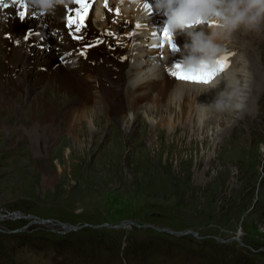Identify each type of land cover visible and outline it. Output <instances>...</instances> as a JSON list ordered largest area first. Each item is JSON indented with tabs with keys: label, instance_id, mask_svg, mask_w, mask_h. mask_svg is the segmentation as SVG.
Segmentation results:
<instances>
[{
	"label": "rangeland",
	"instance_id": "obj_1",
	"mask_svg": "<svg viewBox=\"0 0 264 264\" xmlns=\"http://www.w3.org/2000/svg\"><path fill=\"white\" fill-rule=\"evenodd\" d=\"M241 30L232 39L246 46L257 36L254 66L264 71V25ZM232 43L231 74L240 80L223 97L226 114L214 112L206 126L181 114L171 131L157 130V113L165 111L150 110L149 100L134 108V127L115 126L98 110L97 129L85 126L69 141L53 138L33 151L16 128L24 121L27 130L38 115L24 112V77L7 78L13 95L0 97V264H264V87L243 110L241 82L254 54ZM130 91L120 101L126 113ZM112 95L105 99L114 102Z\"/></svg>",
	"mask_w": 264,
	"mask_h": 264
},
{
	"label": "bare ground",
	"instance_id": "obj_2",
	"mask_svg": "<svg viewBox=\"0 0 264 264\" xmlns=\"http://www.w3.org/2000/svg\"><path fill=\"white\" fill-rule=\"evenodd\" d=\"M66 2L67 0H54V6L40 7V12H45V15L39 21L30 20L31 11L34 9L26 11L19 4L14 5L11 2H6L7 6L5 7H0V97L8 96L7 100L9 101L11 100L10 95H13L10 89L3 86L7 78L15 81L17 80L13 78L15 74L24 77V82H20L28 88L26 101L27 104H30L26 105L28 108L24 112L28 110V114L33 111L38 115V118L32 116L27 130L24 128L28 124L22 121V124L19 125L20 128H16V133L19 137H24L22 141H26L25 137L28 139L27 141L30 142L28 145L33 151L39 149L44 151L46 142L53 138L58 139V137L67 135L64 140L69 141L72 137H77L76 134L82 132L85 126L89 129L92 127L97 129L102 120L99 118L98 110L102 112L109 123L115 126L123 127L125 125L128 129L134 127L139 120L136 110L139 111V108H143L149 100H151L150 110L165 111L164 114L157 113L160 116V123L156 126L157 130L163 126L171 131L181 114H187L190 118L195 114L197 119H204L205 126L209 121L215 120L214 112L221 113L218 116L226 114L227 109L223 103V97L226 91L228 94L231 93L230 89L237 85L240 78L238 77V81H235L234 77L226 76L212 86H198L182 82L170 73L164 72L161 67L163 60L160 56H158L159 59L149 58V54L155 52L146 49L151 42L145 38L150 30V27H147L145 23L140 29L142 36L138 41L139 46L134 48V50H138L137 54L132 56L134 64L130 65L129 60L125 59L128 49L133 48V42H128V35L131 33L135 19L140 16L141 12L144 13L143 9H150V6L153 8L151 13L155 19L160 15L159 9L152 5L154 0L137 2L128 0L121 4L113 2L103 9L105 11L104 21L101 17L99 18V9H97L98 18H95L94 22L89 21L87 24H81L79 32L69 26V17H72L73 21V11H69L63 17L66 13ZM21 10L26 13L23 20L19 15ZM117 10L119 11L118 15ZM215 10L223 18L222 11ZM213 20L222 23V19L217 17H214ZM148 21L151 24L152 20L148 19ZM41 26H43L42 30ZM49 27L56 31L60 37H64L72 30L69 35L71 37L79 36L80 40L74 47H69L66 43H55L53 38L47 41ZM95 27L99 28L103 34L97 35ZM106 27L117 30L119 37L115 39L114 34H106L105 42L91 51L87 43L97 41L100 36L103 37ZM166 27L168 35L172 39H167L163 34L164 41L169 44V48L165 46V50L160 51L159 54H166L175 62L180 61L176 50L183 52V58H188L183 48L184 37L180 35V32L199 29L216 31L218 33L216 43L230 47L232 42H239L232 41L233 36L237 35L236 31H242L239 28L229 34L216 25L186 30L173 21L170 25L168 22ZM251 41L252 43L250 42L246 46L238 43L240 51L254 54L250 57V61L247 60L245 63L246 71L243 76L248 79H243L241 82L245 97L242 99V109L246 111L250 110L254 103L253 98L249 99V94H260L264 87V75L262 77L264 71L261 72L254 66L258 57L261 56V47L258 48L260 43L257 41V36L251 35ZM43 42H50L49 47L44 50L41 48ZM172 42L176 43V49L171 45ZM142 44L144 45L142 46ZM256 44L257 47L253 51L252 48ZM255 54L259 56L256 57ZM248 62H250L249 68L247 67ZM76 65H80V67L70 69L71 66ZM177 65H180V68L174 67L177 70L182 72L188 70L182 63ZM34 68L36 70H32ZM127 68L129 70H126ZM20 70H23V74ZM134 76L136 77L134 82L127 83ZM43 80H46L43 90L38 89V93L33 95ZM127 88H130L131 91L129 95L126 94V97L130 96L131 101L134 102V105L130 106L129 114L126 113L124 104L120 102L124 100ZM155 89L156 91L153 93ZM112 93H115L112 96L118 98H115L114 102H108L105 95ZM0 104L2 105V102ZM135 107L139 108L134 109ZM245 115L251 116L252 113L249 112ZM55 122L56 126L47 127V124L54 125ZM3 126L0 123V128ZM3 130L6 131V129Z\"/></svg>",
	"mask_w": 264,
	"mask_h": 264
},
{
	"label": "clouds",
	"instance_id": "obj_3",
	"mask_svg": "<svg viewBox=\"0 0 264 264\" xmlns=\"http://www.w3.org/2000/svg\"><path fill=\"white\" fill-rule=\"evenodd\" d=\"M53 0H37V6L42 8L51 7ZM154 7L158 8L167 20L169 15L181 10L176 0H155ZM207 11L213 8L223 13L222 24L226 33H231L241 27L249 31H257L264 24V0H222L218 4L205 5ZM180 35L184 37L185 55L193 61L199 59L215 60L224 54L227 49L216 43L218 33L216 31H205L203 29L194 31H183ZM264 148V146H262Z\"/></svg>",
	"mask_w": 264,
	"mask_h": 264
},
{
	"label": "snow or ice",
	"instance_id": "obj_4",
	"mask_svg": "<svg viewBox=\"0 0 264 264\" xmlns=\"http://www.w3.org/2000/svg\"><path fill=\"white\" fill-rule=\"evenodd\" d=\"M73 2L80 6L81 11L79 13L74 12V15H76L77 17L75 22L72 21V17H69V26L72 27L74 31L79 32L81 30L80 25L83 23L85 19V12L87 11L90 0H73ZM193 2L194 0H176V3L179 4L180 7H184L185 5ZM203 2L207 4H218L221 3L222 0H203ZM11 3L14 5L19 4L21 3V0H11ZM5 6H7L5 0H0V7H5ZM21 7L23 8V5H21ZM118 14L119 11L117 10V15ZM19 15L20 18L23 20L25 18L26 13H24L23 10H21ZM171 22H172V16L169 15V25L171 24ZM198 23H204V21L200 20L198 21ZM187 27L190 28L192 27V25L188 24ZM163 34L167 39L169 40L172 39L171 36L168 35L167 27H165ZM76 38L79 39L80 37L77 36ZM173 48L174 49L177 48L175 42H173ZM228 60H229L228 56L222 57L220 60H217L215 63L217 65H220V67L217 69H211L209 63H206L205 61L201 60L199 62L200 66L198 68H190L186 72H179L173 74L177 75L178 78L180 79H184L192 82L207 83L210 81V79L214 78L215 75H217L219 72H222L228 66ZM176 67L180 68V65H176Z\"/></svg>",
	"mask_w": 264,
	"mask_h": 264
},
{
	"label": "water",
	"instance_id": "obj_5",
	"mask_svg": "<svg viewBox=\"0 0 264 264\" xmlns=\"http://www.w3.org/2000/svg\"><path fill=\"white\" fill-rule=\"evenodd\" d=\"M126 225H129V224H124V226H126ZM107 227H111V226H107ZM179 235H184V233H181V234H179Z\"/></svg>",
	"mask_w": 264,
	"mask_h": 264
}]
</instances>
